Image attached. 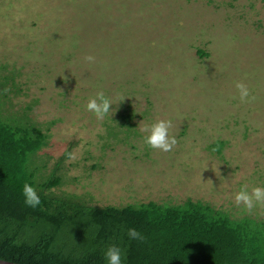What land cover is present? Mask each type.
<instances>
[{
    "label": "rangeland",
    "instance_id": "obj_1",
    "mask_svg": "<svg viewBox=\"0 0 264 264\" xmlns=\"http://www.w3.org/2000/svg\"><path fill=\"white\" fill-rule=\"evenodd\" d=\"M0 66V85L21 72L7 120L27 105L42 129L57 120L40 182L70 150L56 190L91 205L191 199L264 222V202L234 200L264 187V0H0ZM97 92L113 101L101 119L84 108ZM156 120L170 151L143 143Z\"/></svg>",
    "mask_w": 264,
    "mask_h": 264
},
{
    "label": "trees",
    "instance_id": "obj_2",
    "mask_svg": "<svg viewBox=\"0 0 264 264\" xmlns=\"http://www.w3.org/2000/svg\"><path fill=\"white\" fill-rule=\"evenodd\" d=\"M197 52L208 55L200 48ZM17 77L5 78L0 85V98L6 102L0 108V259L19 264H106L103 251L115 245L123 264H264V222L255 218L234 219L191 199L181 205L150 201L97 206L58 192L57 171L70 150L59 158L52 176L40 182L38 161L51 158L43 150L57 120L42 129L29 114L32 105L24 108L23 123L7 120L4 113L14 110L9 95L20 89ZM129 111L120 113L118 121L130 119ZM24 180L41 197L37 209L22 202L19 190ZM129 227L144 239L129 240Z\"/></svg>",
    "mask_w": 264,
    "mask_h": 264
},
{
    "label": "clouds",
    "instance_id": "obj_3",
    "mask_svg": "<svg viewBox=\"0 0 264 264\" xmlns=\"http://www.w3.org/2000/svg\"><path fill=\"white\" fill-rule=\"evenodd\" d=\"M87 59L91 60V57ZM235 87L239 92L241 101H243L248 96V89L241 83H237ZM112 103L113 101L106 97L103 92H97L95 96L88 98L84 108L92 112L97 119H101L108 115ZM170 127L171 121L169 120H156L142 124L140 131L144 133L143 143L151 149H159L164 152L170 151L176 144L175 137L169 134ZM19 191L22 202L26 207L37 209L41 206V197L32 183L24 180ZM234 200L237 205L242 203L246 209H251L254 202L257 204L264 202V187H253L249 191L246 186L241 185L239 191L234 194ZM127 236L129 240L142 241L144 239L143 235L132 227L127 228ZM103 257L106 264H123L121 249L118 246H108L103 251Z\"/></svg>",
    "mask_w": 264,
    "mask_h": 264
},
{
    "label": "water",
    "instance_id": "obj_4",
    "mask_svg": "<svg viewBox=\"0 0 264 264\" xmlns=\"http://www.w3.org/2000/svg\"><path fill=\"white\" fill-rule=\"evenodd\" d=\"M0 264H19V263H15V262H11V261L0 259Z\"/></svg>",
    "mask_w": 264,
    "mask_h": 264
}]
</instances>
